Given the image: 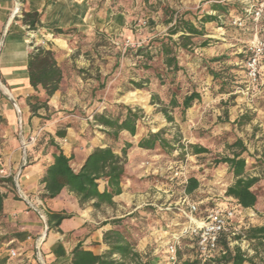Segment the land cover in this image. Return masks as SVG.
<instances>
[{"label": "rangeland", "instance_id": "rangeland-1", "mask_svg": "<svg viewBox=\"0 0 264 264\" xmlns=\"http://www.w3.org/2000/svg\"><path fill=\"white\" fill-rule=\"evenodd\" d=\"M248 1L88 0L91 13L95 4L97 8L84 28L68 27L63 32L55 29L54 35H42L27 27L31 50L38 46L51 48L64 75L60 89L37 114L32 112L26 97L32 115L41 117V124L48 127L46 133L35 136V146L47 142L55 151L56 147L50 143L53 137L60 146L68 141L74 147L81 143L112 145L122 154L125 142H133L128 149L124 181H129L130 189L135 187L136 191L122 194L107 209L94 208L108 219L104 223L110 222L112 228L125 232L142 261L187 264L199 260L203 264L191 228L203 225L213 208L235 207L231 230L226 231L230 246L240 245L254 257L256 264H264V245L256 248L255 242L244 236L235 238L249 226L264 223V61L259 80L251 81L246 60L257 24L242 11V5ZM219 3L228 7L220 15L212 9L213 4ZM17 7L19 11L14 17L22 19L26 10L21 0L14 11ZM206 13L217 14L219 18L204 23L205 34L194 37L188 48L180 46L181 32L173 35L178 40L175 50L183 68L176 76H170L159 53L162 38L169 35L175 18L185 17L201 26L200 18ZM172 17L174 20L169 22ZM237 18L243 19L242 26L234 22ZM0 49L1 56V44ZM0 79L3 82L1 74ZM133 81L142 82L143 87H137ZM193 90L202 97L185 113L171 104L173 92L181 101ZM0 91L2 98L9 100L2 87ZM34 93L42 101L47 98L42 88ZM163 106L168 108L173 121L167 119ZM128 107L142 115L134 136L124 130L115 139L107 134L109 128L94 119L97 113L117 116ZM59 130H65L71 140L59 137L56 134ZM159 130L169 146L154 149L138 146L142 137ZM238 139L246 146L242 156L246 158L248 174L259 177L253 186L258 194L253 208L234 205L226 190L235 177L227 163L215 162L239 151L238 147H229ZM191 144L202 145L208 151L196 154ZM189 177H197L200 182L192 193L186 192ZM150 182L169 185L168 196L146 193L151 191L144 190ZM189 203L197 204L196 212L189 210ZM114 219L119 221L112 223ZM174 235H178L180 244L178 259L172 263L167 248ZM125 264L137 262L127 259Z\"/></svg>", "mask_w": 264, "mask_h": 264}, {"label": "crops", "instance_id": "crops-1", "mask_svg": "<svg viewBox=\"0 0 264 264\" xmlns=\"http://www.w3.org/2000/svg\"><path fill=\"white\" fill-rule=\"evenodd\" d=\"M18 3L20 0H0V74L3 79V82L0 79V87L9 95V100L2 98L0 103V113L5 118L0 126V169L11 172L14 178L12 183L0 176V192L6 194L0 211V264H72V251L79 242L99 254L108 250L103 237L112 224L104 223L108 219L90 203L81 205L67 188L54 198L42 197L45 191L42 180L54 161V149L47 142L35 146L30 141L31 137L46 133L48 127L41 124V117L32 115L26 102V97L34 92L27 66L32 51L31 36L28 25L13 16ZM21 3L26 11L41 13L37 31L42 35H54L57 28H84L89 15L94 16L97 8L95 4L91 13L88 0H21ZM69 137L66 136L68 140ZM98 146L101 145L81 143L74 147L69 141L61 143L64 152L72 156L76 170ZM128 182H122L123 192L114 197L115 202L122 194L126 196L136 191L135 187L130 189ZM105 186L106 181H103L100 189ZM168 186L150 182L144 190L151 189L146 193L157 197L168 196ZM107 205L103 204L102 209H107ZM50 211H66L73 216L65 218L59 227L49 228L45 235V219ZM12 250L17 255L13 256Z\"/></svg>", "mask_w": 264, "mask_h": 264}, {"label": "trees", "instance_id": "trees-1", "mask_svg": "<svg viewBox=\"0 0 264 264\" xmlns=\"http://www.w3.org/2000/svg\"><path fill=\"white\" fill-rule=\"evenodd\" d=\"M247 5H242V11L246 12ZM213 10L222 11L228 10L224 4H213ZM219 15L206 13L200 18L203 25H197L194 21L181 17L178 19L172 17L169 22L174 20V23L169 28V35L162 38L159 48V53L163 56V64L167 68V74L174 77L178 71L182 69L179 65L177 52L175 46L178 47V40L173 38V35L181 32L180 43L181 47L188 48L196 36L205 34L204 23L218 20ZM41 17L38 11H25L23 13V22L29 26L30 29H37V23ZM57 32H63L64 29L57 28ZM264 35V29H263ZM142 50V48H140ZM140 50V51H141ZM148 55L150 53H147ZM28 76L30 84L33 89L38 92L40 88L44 89L47 98L42 101L37 93L30 94L27 97V102L34 114H37L38 109L47 106L49 97L55 94L60 89L63 75V69L59 64L55 52L49 48L42 46L35 47L28 57ZM216 76V72L212 71ZM161 76V74H158ZM162 78V77H161ZM174 80V79H173ZM137 87H143L142 82L133 81ZM154 98H158L156 94ZM2 93L0 91V103L2 101ZM201 93L197 90L186 94L180 101L176 92H173L171 104L176 107H181L182 112L185 113L196 100H200ZM162 111L169 121H173V116L170 114L166 106L162 107ZM142 118L139 110H134L128 107L125 113L117 116L108 115L105 113H97L94 119L98 124L109 128L107 134L115 139H118L120 133L124 130L128 131L132 136L138 132V121ZM5 122L4 116L0 113V126ZM106 130V129H105ZM161 130L157 132H150L148 135L142 137L138 146L146 149H154L157 146L165 148L170 143L162 136ZM59 137H65L66 131L59 130L56 133ZM50 143L56 147L53 153L54 161L51 163L43 177L45 184V191L42 194L43 198H54L61 193L64 188L73 192L81 205L92 202L93 206L100 208L103 204L113 205L115 203L114 197L123 192L122 182L126 175V164L128 149L134 144L131 141H126L122 149V154L117 152L112 145L96 147L85 159L83 165L79 170H76L71 163L72 156H68L61 146L55 141L53 137ZM193 152L196 154L207 152L208 149L199 144H191ZM230 148L238 147L239 151H234L233 155L223 156L215 160L217 164L227 163L229 170L233 173L235 181L228 186L226 195L231 197L236 207L243 209L253 208L258 202V194L253 190V186L259 180V177L249 175L247 172V161L243 152L246 150L244 142L240 139L232 144ZM173 148V147H172ZM4 180L14 183L13 176L5 177ZM101 181H106V186L103 190L100 189ZM199 180L197 177H189L186 184V192L192 193L199 187ZM5 193L0 192V211L3 209ZM73 216L72 213L66 211H50L48 212L49 228L59 227L65 218ZM119 220L114 219L112 223ZM107 223V222H106ZM244 236L249 241L255 242L256 248L259 245H264V223L261 225L249 226L243 235H236L235 238ZM227 232H222L219 238V246L222 251L219 255L205 258L200 254V260L203 264H244L249 262L256 264L254 257L249 256L243 251L240 245L230 246V240ZM103 241L109 246V249L104 253H96L91 249L84 247L82 242L72 251V264H125L127 259L136 261L137 264H150V261H142L141 255L135 250L134 243L125 234L122 229L111 228L104 232ZM117 255L118 257H116ZM197 260L195 263L199 264Z\"/></svg>", "mask_w": 264, "mask_h": 264}, {"label": "built area", "instance_id": "built-area-1", "mask_svg": "<svg viewBox=\"0 0 264 264\" xmlns=\"http://www.w3.org/2000/svg\"><path fill=\"white\" fill-rule=\"evenodd\" d=\"M246 12L257 24V33L253 40L249 44V56L246 60L247 76L251 81H258L264 61V0H249L246 3ZM238 25H243V19L237 18L234 21ZM35 137H31L30 141L34 142ZM13 176V174L7 170L0 169L1 177ZM16 185L18 181H15ZM188 208L191 212H196L198 207L196 203H189ZM236 213L235 207L226 208H213L208 211L207 221H204L203 225L191 228V233L197 238V249L201 256L205 258L214 257L219 255L222 248L219 246V238L222 232L231 230L232 220ZM178 235H174L173 239L168 243L167 253L168 258L172 263H175L178 259V247H179ZM40 255V249L38 247ZM12 255H17L16 251L12 250Z\"/></svg>", "mask_w": 264, "mask_h": 264}, {"label": "water", "instance_id": "water-1", "mask_svg": "<svg viewBox=\"0 0 264 264\" xmlns=\"http://www.w3.org/2000/svg\"><path fill=\"white\" fill-rule=\"evenodd\" d=\"M19 11V8L17 7L16 10L13 13V16H15V14ZM1 51V49H0ZM45 226H46V230H45V235L47 234L48 230H49V225H48V221L45 219Z\"/></svg>", "mask_w": 264, "mask_h": 264}]
</instances>
